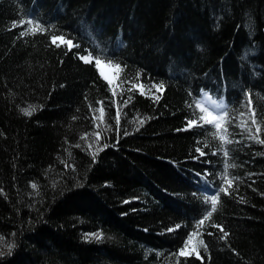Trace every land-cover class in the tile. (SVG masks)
Returning <instances> with one entry per match:
<instances>
[{"label": "trees", "instance_id": "obj_1", "mask_svg": "<svg viewBox=\"0 0 264 264\" xmlns=\"http://www.w3.org/2000/svg\"><path fill=\"white\" fill-rule=\"evenodd\" d=\"M29 19L45 31L21 36ZM205 93L231 143L200 126ZM258 140L264 0H0V264H177L190 236L200 256L179 264H264Z\"/></svg>", "mask_w": 264, "mask_h": 264}, {"label": "snow or ice", "instance_id": "obj_2", "mask_svg": "<svg viewBox=\"0 0 264 264\" xmlns=\"http://www.w3.org/2000/svg\"><path fill=\"white\" fill-rule=\"evenodd\" d=\"M25 21L21 20L19 22V25L21 27H23ZM26 23L29 25L28 29H26L25 31H22L20 33L21 36H25L28 35L29 33L31 34H36L37 32H43L45 31V28L42 24H40L39 22H35L32 19H29L26 21ZM17 25L14 23L13 27H16ZM59 40L61 41L63 44H65L68 48L69 51L72 50V48L74 47L73 45V41L71 39H65L63 36H53L52 37V42L56 43V41ZM57 47H60V44L56 45ZM76 47H78L79 45H75ZM80 59H82L84 62L86 63H92L93 59H92V54L89 53L87 56H81ZM101 59L97 58L95 59L94 63L95 66L97 68H99L100 64H101ZM108 63H111V61L109 60ZM115 67L119 68L120 65L117 64L115 65ZM101 75H103V73H101ZM107 80V77H104ZM109 84H111V81H108ZM153 87H155L157 89V91H160L163 89V84L160 85H154ZM115 94V93H114ZM141 94H143V91L141 90ZM205 96H207V94H204ZM125 103H127V101H125ZM210 103L212 104V107H206L201 103H197L196 107L199 109L201 115L199 117V120L202 121L203 123L200 125L201 127L204 124L207 125H211L216 129V132L214 133V135H218L219 138L227 143H231L230 140L227 139L226 136L220 135L223 123L225 122L226 118L228 117V109L227 106L224 105L223 103H216L213 101H210ZM251 104H252V99H251V94H248V104L247 106L249 107L250 111L252 112L251 116L249 117V119L251 120L252 124H257V121L255 119V111L251 110ZM37 110V106L36 105H28L27 107L21 109V111L23 112L24 115L26 116H31L35 111ZM242 115H244V113H242ZM103 116V112L101 110V117ZM116 122L117 125L119 124V112H117L116 115ZM141 123H143V121H141ZM197 121L196 120H189L188 121V126L192 127L194 125H196ZM241 127H244L246 129L247 132H249L250 134L252 133V128L247 127V121H242L241 123ZM224 131H226V129H224ZM255 131L258 133L260 131V127L259 125H257ZM97 136H99V133H96ZM253 139H258V137L256 136H252ZM259 143L264 144V140H258ZM206 146V145H205ZM104 148L108 147L107 144H105L103 146ZM100 151L103 150V148L99 149ZM197 151H200L199 149ZM96 153L93 154V157L95 158ZM204 153L201 151V156H203ZM224 155L227 156L228 152L225 151ZM225 172L227 173V166L225 169ZM226 183L231 186L232 181L231 180H227ZM37 185L36 184H32V188H36ZM220 193H224L225 195L229 194L228 193V189L227 188H218L216 189L215 193L213 195H211L210 197H208V202L211 205V208L209 211H207L206 215L198 222L197 227H199L200 225H203L205 220H208L214 212L217 211V205L219 203V195ZM177 227H179V225H177ZM213 227H217L219 228V230L221 232H224V229L222 226L219 225H213ZM169 231H172V229H169ZM14 235V234H13ZM196 233H192V236H195ZM208 235H213L212 233H208ZM228 234L226 232H224V236L226 237ZM95 237L96 239H100L101 234L99 233H93V234H89L88 236H86V238H92ZM4 241V237L0 236V243H3ZM192 243L191 240V236L189 237V239L184 243L183 247L181 249H179L178 251V258H177V264H179V257H187V256H192V255H196L198 258L200 256V253L198 251V249L196 247H193L190 251H189V245ZM201 244H203V241H201ZM4 247H6L8 249V254H11L12 248L15 247L14 243H10V244H4ZM205 250H207V246L205 245ZM5 253L3 251H0V256H3Z\"/></svg>", "mask_w": 264, "mask_h": 264}, {"label": "rangeland", "instance_id": "obj_3", "mask_svg": "<svg viewBox=\"0 0 264 264\" xmlns=\"http://www.w3.org/2000/svg\"><path fill=\"white\" fill-rule=\"evenodd\" d=\"M87 56V55H84ZM101 64L98 68L100 73H103V77H107V81H111V84L113 86L117 85V79H118V69L115 66H112L110 64H108L107 62H104L103 60H101ZM210 101L216 102V103H223V102H219L216 101L214 99H212L210 96H206L201 100V104H203L206 107L211 108L212 104L210 103ZM224 104V103H223Z\"/></svg>", "mask_w": 264, "mask_h": 264}]
</instances>
